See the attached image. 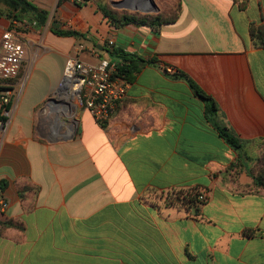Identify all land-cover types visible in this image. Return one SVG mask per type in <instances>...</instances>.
Instances as JSON below:
<instances>
[{"label":"crops","instance_id":"0c3cea01","mask_svg":"<svg viewBox=\"0 0 264 264\" xmlns=\"http://www.w3.org/2000/svg\"><path fill=\"white\" fill-rule=\"evenodd\" d=\"M29 1L44 25L0 2V42L13 30L28 50L0 127V264H264V46L252 36L264 0H177L179 17L160 28L113 25L94 0ZM121 54L147 63L100 124L59 92L65 64ZM179 191L205 200L168 205Z\"/></svg>","mask_w":264,"mask_h":264},{"label":"built area","instance_id":"2783aa9c","mask_svg":"<svg viewBox=\"0 0 264 264\" xmlns=\"http://www.w3.org/2000/svg\"><path fill=\"white\" fill-rule=\"evenodd\" d=\"M75 5H83L92 0H68ZM113 41L109 42L112 45ZM81 45L78 51H84ZM91 54H96L97 48L88 49ZM28 57V50L24 40L13 30H5L0 42V127L6 125L8 115L7 105L11 103L12 86L22 74L24 63ZM118 63L104 59L97 65L88 64L78 57H69L64 68L63 79L59 92L69 101L83 106L94 119L106 123L113 116L118 105L125 99L128 83L118 73ZM172 72V68H166ZM199 201L205 197L200 195ZM8 203L0 199V212H3Z\"/></svg>","mask_w":264,"mask_h":264},{"label":"trees","instance_id":"16d2710c","mask_svg":"<svg viewBox=\"0 0 264 264\" xmlns=\"http://www.w3.org/2000/svg\"><path fill=\"white\" fill-rule=\"evenodd\" d=\"M246 1V0H244ZM3 4H5L10 11L7 13V17L11 18L14 14V20L22 18L23 16H31L35 21H37L40 25H44L48 18V12L40 9L35 4L30 2L29 0H0ZM178 2V1H177ZM244 6L246 2L243 3ZM98 10L102 13L103 17L108 20L113 25L119 26L121 24L126 23H136L141 25H148L153 28H160L164 24H169L175 22L179 17L180 5L178 3V8L175 15L171 18H165L163 15H121L117 16V13L111 9H108L106 6L98 5ZM2 11L0 10V15ZM59 36H74L79 37L81 34L78 31L73 30H58L53 31ZM252 36L254 40H256L257 45L264 46V30L261 28H257L254 25L252 26ZM117 54V51H113ZM122 61L118 63V73L117 76L124 78L126 81L131 82L135 73H137L140 68L147 63V61L127 55L121 54ZM191 88L195 92L197 96L204 99L208 105L206 112L210 115H216L217 107L215 102L206 95L194 82L190 81ZM2 88H0L1 94ZM10 105H7L6 108L9 109ZM215 129L219 132L220 136L225 140V142L234 150L239 151L243 147V143L240 139H238L227 127L224 126H215ZM263 149L261 155L258 159V173L254 176V182L257 187L264 188V142ZM199 194H191L184 193L183 191H179L175 194V197H172V200L175 201H167L168 205L174 204L173 202H179L181 206L189 207L198 204ZM201 203L203 201H200ZM257 232L253 229H248L245 231L246 236H255Z\"/></svg>","mask_w":264,"mask_h":264},{"label":"rangeland","instance_id":"374dc122","mask_svg":"<svg viewBox=\"0 0 264 264\" xmlns=\"http://www.w3.org/2000/svg\"><path fill=\"white\" fill-rule=\"evenodd\" d=\"M115 1V0H94V3L96 4L97 8L98 5H102V6H106L108 9H111L113 11H115L117 13V16H121V15H137V16H144V15H158L161 14L163 15L165 18H171L175 15L177 8H178V2L177 0H154L158 6L159 12L158 13H144L141 11H133L131 9H117L114 8L111 5V2ZM105 44V43H103ZM102 44V45H103ZM96 46L94 45V43L91 44L90 48L87 49H94ZM87 51V50H86ZM99 53V49L97 48L96 54L98 55Z\"/></svg>","mask_w":264,"mask_h":264},{"label":"water","instance_id":"95a60500","mask_svg":"<svg viewBox=\"0 0 264 264\" xmlns=\"http://www.w3.org/2000/svg\"><path fill=\"white\" fill-rule=\"evenodd\" d=\"M111 5L117 9H131L144 13L159 12L158 6L154 0H115L111 2ZM98 48L103 50L102 46Z\"/></svg>","mask_w":264,"mask_h":264}]
</instances>
